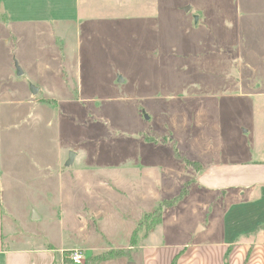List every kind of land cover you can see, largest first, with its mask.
Here are the masks:
<instances>
[{"label":"rangeland","instance_id":"1","mask_svg":"<svg viewBox=\"0 0 264 264\" xmlns=\"http://www.w3.org/2000/svg\"><path fill=\"white\" fill-rule=\"evenodd\" d=\"M12 30L22 36L14 43ZM6 53L25 73L2 78L0 90L18 85L25 102L0 103V169L55 170L19 190L4 185V197L23 214L24 184L41 189L32 199L41 219L19 231H38L43 244L66 241L84 203L86 219L100 204L108 246L127 244L128 225L149 230L159 208L153 241L187 242L194 213L162 204L177 197L179 178L211 158L264 159V0H0V65ZM16 106L33 113L4 123Z\"/></svg>","mask_w":264,"mask_h":264},{"label":"crops","instance_id":"2","mask_svg":"<svg viewBox=\"0 0 264 264\" xmlns=\"http://www.w3.org/2000/svg\"><path fill=\"white\" fill-rule=\"evenodd\" d=\"M17 37L22 36L13 31L7 42L12 40L14 43ZM4 60V65H0V80L7 76L10 79L17 77L18 74L11 65L7 53ZM22 70L21 75L25 73V68ZM24 80L20 91L23 95L29 92L31 83L30 79ZM19 90L18 85L11 90H0V103L6 96L11 103L25 102L23 98L22 100L19 98ZM16 108L13 113L5 111L4 123L18 122L33 113L25 116L19 107ZM1 127L0 118V130ZM194 165L191 170H187L188 178H179L177 188L181 189L180 193L188 181L194 182L196 188L191 190L187 186L186 192L174 203L182 205L181 209L185 211H192L195 216L187 242L177 241L173 245H157L153 241L156 234L155 226L139 234L133 224L128 225L124 237L122 236L127 244H114L115 242L109 246L103 244L102 239L107 232L100 229L95 220L101 217L100 204H96L90 212L92 218L86 219L81 218L89 211L85 203L66 224L65 230L70 233L66 241L62 238L56 240L52 238L51 243L43 244L38 231L29 233L26 229H23L22 233L19 231L21 223L31 225L41 219V211L34 207L35 202L32 200L44 195L40 193L41 189L36 187L34 190L33 186L24 184L31 202L28 211L23 214L10 208L9 203L5 201L4 191L5 186L19 190L23 183L30 180L47 181L50 175L49 168L55 170L54 163L50 166L48 162L39 165L35 161L24 165L19 163L18 168L9 166L5 172L0 169V264H73L66 258L70 250L82 252L85 259L83 264H88L90 257L113 250H123L125 253L98 264H172L174 259L176 264H264V159L226 163L211 158L207 162L201 161ZM182 171L184 172V169ZM146 172L153 174V170L148 169ZM169 172V175L163 174V179L167 181L166 188L174 182L169 181L174 177L172 171ZM67 178L74 179L72 176ZM12 189L9 190L11 193ZM20 192L23 197L24 192L22 190ZM7 198H11L9 193ZM165 200L167 199L163 202ZM142 212L148 214L151 211L146 209ZM164 219L162 212L161 221L157 226L163 223ZM57 231L61 234V231Z\"/></svg>","mask_w":264,"mask_h":264},{"label":"trees","instance_id":"3","mask_svg":"<svg viewBox=\"0 0 264 264\" xmlns=\"http://www.w3.org/2000/svg\"><path fill=\"white\" fill-rule=\"evenodd\" d=\"M184 193H185L184 190H182L177 197H174V198H172V200H169L166 203H163V205H165L167 207H171L172 204L178 198L182 197V195ZM155 216H156L155 217L156 220L154 222L151 221L152 223H151V225H149V229H152L155 224L157 225L161 221L162 212H161L160 208L157 210V214H155ZM124 253L125 252L123 250H113L112 252L102 253V254H98V256L90 257V260L87 262H88V264H98V263L104 262L105 260L112 259L114 256L122 255ZM172 264H176V259H174Z\"/></svg>","mask_w":264,"mask_h":264},{"label":"water","instance_id":"4","mask_svg":"<svg viewBox=\"0 0 264 264\" xmlns=\"http://www.w3.org/2000/svg\"><path fill=\"white\" fill-rule=\"evenodd\" d=\"M183 8H184L185 11H187L190 8V6L186 5ZM195 20H197V17H195ZM15 67H16V74L21 75L23 73L22 67L20 65H18L17 62H15ZM119 81H122L121 77L119 78ZM30 90H31V93L35 92L36 87L32 84V85H30ZM144 118L148 119V115L145 114V113H144ZM68 154H69V156H68V159H67V163L71 164L73 162L76 154L73 151H69Z\"/></svg>","mask_w":264,"mask_h":264},{"label":"built area","instance_id":"5","mask_svg":"<svg viewBox=\"0 0 264 264\" xmlns=\"http://www.w3.org/2000/svg\"><path fill=\"white\" fill-rule=\"evenodd\" d=\"M66 258L71 260L73 264H83L85 261L84 255L79 250L68 251Z\"/></svg>","mask_w":264,"mask_h":264}]
</instances>
